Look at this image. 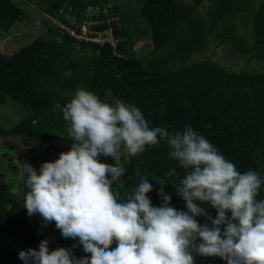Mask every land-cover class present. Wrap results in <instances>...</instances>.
Listing matches in <instances>:
<instances>
[{
  "label": "trees",
  "instance_id": "1",
  "mask_svg": "<svg viewBox=\"0 0 264 264\" xmlns=\"http://www.w3.org/2000/svg\"><path fill=\"white\" fill-rule=\"evenodd\" d=\"M118 1H39L48 2L39 20L40 27H46L47 35L52 34V38L39 37L9 58L0 50V105L10 99L29 113L10 129L0 124V137L20 138L28 147L40 144V158L33 166L39 172L42 163L58 159L55 154L57 142L73 143L72 138L66 136L69 125L63 119V108L78 89H85L104 102L120 99L135 105L149 122V127H165L170 133L191 127L234 163L237 171L252 170L264 179V72L231 71L208 59L173 67L176 61H188L205 47L167 52L172 41H178L184 23L195 9L192 4L182 7L180 0H137L142 5L140 15L151 28L154 48L151 54L137 57L125 43L131 37L127 25H131L135 17L125 1L123 5ZM108 4H112L121 18L119 25L113 23L114 35L122 39L116 50L109 45L101 47L86 41L79 42V47L75 48L74 37L50 19L56 18L72 27L65 18L66 12L80 22L88 5L102 7ZM24 14L25 10L14 0H0V30L10 32ZM235 40L242 45L241 39ZM241 50L258 61L264 60V0L254 14V43ZM86 54L91 57L85 58ZM169 151L166 141L162 140L127 162L122 160L126 174L112 185L118 199L123 200L142 178H146L153 185L148 196L154 207L162 204L158 193L159 185H163L164 193L172 197L171 206L186 211L183 199L174 188L180 185L185 170L169 158ZM99 161L115 164L114 160L103 156ZM173 169L175 174L167 175ZM20 186L23 202V194L28 189L25 184ZM257 200H264V184H261ZM18 204L10 190H0V264H24L19 253L38 250L43 240L48 241L50 251L66 248L77 258L90 256L77 240L62 238L59 230L38 239L27 210L23 207L19 210ZM204 207L215 218V210L207 205ZM197 220L200 224L210 223L205 217ZM195 259L196 264H224L219 258L197 256Z\"/></svg>",
  "mask_w": 264,
  "mask_h": 264
},
{
  "label": "clouds",
  "instance_id": "2",
  "mask_svg": "<svg viewBox=\"0 0 264 264\" xmlns=\"http://www.w3.org/2000/svg\"><path fill=\"white\" fill-rule=\"evenodd\" d=\"M63 119L73 140L70 150L42 163L39 172L25 164L28 191L22 207L29 217L38 214L44 226L54 222L62 238L77 240L90 256L77 258L66 248L50 251L43 240L38 250L19 253L24 264H196L197 256L264 264V200H257L264 179L258 173L237 171L191 127L174 133L149 127L135 105L104 102L85 89L63 108ZM162 140L169 158L185 170L174 188L186 211L171 206L163 185L162 204L154 207L148 196L153 185L146 178L123 200L112 191L127 171L122 160ZM101 156L115 164L101 163ZM174 174L175 169L167 175ZM204 205L215 210V218ZM198 217L210 223L200 224Z\"/></svg>",
  "mask_w": 264,
  "mask_h": 264
},
{
  "label": "rangeland",
  "instance_id": "3",
  "mask_svg": "<svg viewBox=\"0 0 264 264\" xmlns=\"http://www.w3.org/2000/svg\"><path fill=\"white\" fill-rule=\"evenodd\" d=\"M34 0L28 3L23 0L14 2L25 10L24 16L14 25L13 29L6 33L0 30V50L9 58L23 47L39 37L51 39L46 32V27L38 25L43 9L48 2ZM128 4L132 17H135L131 25H127L130 30V40H125L130 52L137 57L147 56L154 51L150 39L151 28L148 22L140 15L141 4L137 0H119L120 5ZM180 0V5H195L191 17L188 19L178 35V41L173 40L171 49L167 52L182 49H193L204 47L201 52L194 53L188 61H176L173 67L198 60H211L215 64L236 72H264V60L258 61L251 55H245L244 50L254 43V14L263 0ZM260 3V5H259ZM89 6V5H88ZM60 39V37H59ZM235 39H241L242 45ZM240 48H238L237 46ZM190 47V48H188ZM76 48V47H75ZM166 52V53H167ZM85 58L91 57L86 54ZM28 111L21 104L10 100L0 105V124L7 129L14 127L22 119L28 116ZM66 136L70 137L69 134ZM40 144L25 146L20 138L12 139L0 137V190H18L20 195H16L19 201L18 209L21 210L23 202L21 200V186L24 185L25 164L32 167L40 158ZM70 150V145L57 142L55 154L59 158L61 152ZM263 159H264V152Z\"/></svg>",
  "mask_w": 264,
  "mask_h": 264
},
{
  "label": "built area",
  "instance_id": "4",
  "mask_svg": "<svg viewBox=\"0 0 264 264\" xmlns=\"http://www.w3.org/2000/svg\"><path fill=\"white\" fill-rule=\"evenodd\" d=\"M63 13V12H62ZM65 18L70 21L71 26L65 25L60 20L56 18L52 19V23L61 28L65 33L71 35L75 39V47H79V42H89L105 47L106 45L111 46L114 50L117 49L118 45L122 42L120 37L114 35L115 23H120L121 18L113 10L112 4L105 6H94L89 5L86 8L85 15L80 22L76 17H70L69 12H66ZM43 20H46L45 18ZM114 23V24H113ZM105 24L107 27L98 29V27ZM39 26L42 25L41 21L38 23ZM77 26L76 30L74 27ZM78 31V32H77ZM120 56V55H119ZM32 230L34 231L36 237L39 239L48 232L57 230L55 228L54 222L44 226L42 218L37 214L29 217Z\"/></svg>",
  "mask_w": 264,
  "mask_h": 264
},
{
  "label": "crops",
  "instance_id": "5",
  "mask_svg": "<svg viewBox=\"0 0 264 264\" xmlns=\"http://www.w3.org/2000/svg\"><path fill=\"white\" fill-rule=\"evenodd\" d=\"M260 4V3H259Z\"/></svg>",
  "mask_w": 264,
  "mask_h": 264
}]
</instances>
